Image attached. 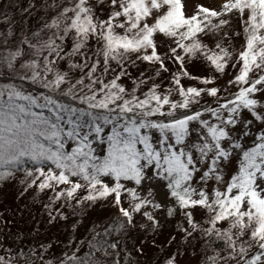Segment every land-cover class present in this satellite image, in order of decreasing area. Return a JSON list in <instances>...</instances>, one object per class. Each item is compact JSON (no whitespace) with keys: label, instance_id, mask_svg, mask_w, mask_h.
<instances>
[{"label":"snow or ice","instance_id":"6c2138e0","mask_svg":"<svg viewBox=\"0 0 264 264\" xmlns=\"http://www.w3.org/2000/svg\"><path fill=\"white\" fill-rule=\"evenodd\" d=\"M0 264H264V0H0Z\"/></svg>","mask_w":264,"mask_h":264},{"label":"rangeland","instance_id":"374dc122","mask_svg":"<svg viewBox=\"0 0 264 264\" xmlns=\"http://www.w3.org/2000/svg\"><path fill=\"white\" fill-rule=\"evenodd\" d=\"M240 43V41H237V44H239ZM63 238V237H62Z\"/></svg>","mask_w":264,"mask_h":264}]
</instances>
